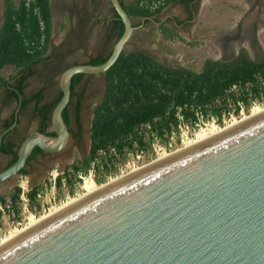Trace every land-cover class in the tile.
<instances>
[{
	"label": "water",
	"instance_id": "obj_1",
	"mask_svg": "<svg viewBox=\"0 0 264 264\" xmlns=\"http://www.w3.org/2000/svg\"><path fill=\"white\" fill-rule=\"evenodd\" d=\"M109 2L123 25L109 56L60 72L53 134H28L0 183L19 173L33 147L65 146L72 76L104 77L128 42L131 17L120 0ZM0 264H264V109L57 209L1 243Z\"/></svg>",
	"mask_w": 264,
	"mask_h": 264
},
{
	"label": "trees",
	"instance_id": "obj_2",
	"mask_svg": "<svg viewBox=\"0 0 264 264\" xmlns=\"http://www.w3.org/2000/svg\"><path fill=\"white\" fill-rule=\"evenodd\" d=\"M172 1L162 0L150 8L151 0H134L123 4V7L129 16L146 17L144 21L147 22V18H154ZM115 16L113 22L119 25L118 38L123 25L116 13ZM158 30L163 39L180 38L172 26H158ZM50 35L49 0H18L17 3L5 0L0 26V86L8 84L16 69L41 60L47 51ZM109 54L91 58L87 63L100 64ZM82 75L77 73L72 76L71 96L75 94V87ZM24 76L22 74L15 80L14 96H18L21 91ZM263 97L264 52L261 57L252 58L244 47H240L230 59L204 58L200 69L195 70L182 65L165 64L144 49L124 47L104 72V94L101 101L93 106L89 155L82 165L76 163L71 167L76 174L87 172L90 160L102 151L103 155L96 166H103L105 173H112V168L107 170L108 163L117 159L125 149H132L134 144L140 151L146 147L144 136L138 131L142 126L150 132L155 131L158 141L166 145L168 134L178 132V114L191 127L198 119L196 112L206 119L214 117L221 124L222 115H228L229 111L238 115L240 105L247 112L253 99L260 101ZM32 99L35 109L40 113V130L43 132L49 119L46 110L52 105L38 108L39 93L34 94ZM63 117L66 120L65 110ZM0 151L13 154V159L6 167L16 159V151L4 143ZM37 151L39 148L36 147L29 157ZM60 178H57V186L61 183ZM95 182H99L98 177H95ZM35 194V189L27 193L31 209L34 207ZM18 198L17 187L10 195L9 205L5 204L3 196H0V203L7 212L18 213Z\"/></svg>",
	"mask_w": 264,
	"mask_h": 264
},
{
	"label": "rangeland",
	"instance_id": "obj_3",
	"mask_svg": "<svg viewBox=\"0 0 264 264\" xmlns=\"http://www.w3.org/2000/svg\"><path fill=\"white\" fill-rule=\"evenodd\" d=\"M17 1L14 0L16 3ZM53 1H56L58 5L52 18L49 45L52 47L56 44L57 47L59 46V50L60 48L63 49V52L55 61L50 60L46 63L35 64L26 80L24 89L27 96L38 92L42 96V104L52 105L48 108L49 113L56 104L60 94L57 84L60 72L72 64L85 63L87 60L97 56H107L111 52L119 30L118 24L103 20L113 14L112 7L110 9L107 0H95L96 4L98 2L95 8L90 4L94 0H52V4ZM4 2L5 0H0V14ZM64 10H72L68 11L70 20L65 19ZM91 11H94L96 15L94 18L90 17ZM263 16L264 0H206L203 7H199V4L196 5L194 18L191 17L192 22H188L189 34L182 38L176 37L173 39H163L157 25L151 20L142 22L141 17L132 16L131 22L134 29L124 47L144 49L165 64L182 65L195 70L200 69L204 58H229L235 54L236 49L240 46H245L252 58H259L264 52ZM60 19H65L66 22L67 20L69 21L68 23L70 24L68 26L71 27L69 32L63 30L61 23L64 20L60 22ZM240 25L241 34L239 35L236 29ZM250 26H255L256 28L253 27L248 31ZM54 62H56V66ZM6 71L8 72L9 70L7 69ZM103 88V76L99 74L84 77L76 86L77 92L81 95V114L85 126L81 139L80 154H83L88 148V124L90 123L91 108L93 103H97L100 100ZM234 90H237V87H234ZM0 96L2 97V94ZM76 100L75 96L72 103L74 104ZM255 104L263 106L264 101L253 99L248 111L245 112L243 110L238 115H234L229 111L228 115H222L221 124H218L214 117H208L207 119L198 117L193 127L188 126L186 129L180 126L178 127V132L174 131L168 134L166 145L158 143L159 141L157 142L159 137H157L155 131L150 132L147 127L142 126L138 131L142 132L146 147L140 151L134 144L132 149H125L122 154L117 156V159L108 163L107 170L112 168V173H105L103 166L97 168L96 165L103 155V152L99 151L98 155L90 160L89 171L79 173L78 175L82 178L77 175L76 182L72 186H64L59 190L56 185L54 191H52L46 183L45 190L42 185L45 183L46 178L41 180L37 190L40 196H36L39 201H34V209L30 208L29 201L24 204L20 198H18L17 202L18 213L14 211L7 212L6 207L1 205L0 238L13 230V228L25 225L27 216L30 213L38 216L68 197L82 193L81 184L85 177L89 176L94 181L95 177H98L99 182L96 183L100 184L111 177L125 174L131 168L144 165L163 154L158 149L159 144L162 147H166V153L175 151V149L181 148V145H184L187 140H191L194 137V132L199 128L207 127L213 123L223 126L232 119L247 115ZM32 106L29 103L22 111L21 127L23 130L20 132L23 135L20 137L19 133L17 145L24 135H28L35 130L37 123L32 112ZM14 109L15 105L12 104L10 108H6V110L4 108L2 112L9 117ZM168 144L170 145L168 146ZM74 146V140H70V144L66 146V150L69 149L71 155L74 152ZM8 159H11L10 155L0 156V170L6 167ZM70 167L69 162L64 163L60 160L57 164L47 168V170H41V173L34 172L31 177L27 174L18 173L0 183V196H3L5 204L9 205L10 195L15 188L18 187L20 190V185L28 188L30 183L38 180V177H50L51 174H56L57 177L64 172L71 173ZM12 213L16 214L14 218Z\"/></svg>",
	"mask_w": 264,
	"mask_h": 264
},
{
	"label": "flooded vegetation",
	"instance_id": "obj_4",
	"mask_svg": "<svg viewBox=\"0 0 264 264\" xmlns=\"http://www.w3.org/2000/svg\"><path fill=\"white\" fill-rule=\"evenodd\" d=\"M107 1L109 3L110 9H111V4H110L109 0H107ZM90 4L93 6V8H95V7H97L96 5H98V2L96 4V1L94 0L93 2H90ZM57 5H58V3L56 1L55 2L53 1V4H52V0H49L50 13H51V24H52L53 14L55 13V9L57 8ZM68 11L70 12L72 10H68ZM68 11L64 10V17H65V19L70 20V13L68 14ZM3 15H4V4L2 5V12L0 14V26H1V23L3 21ZM95 16L96 15L94 14V11L93 12L91 11L90 17L94 18ZM115 18H116L115 12L113 11L112 15L105 17V19H103V20H106V21L111 23V22H113V20ZM65 19H60V22H62L64 20L62 22L63 23V30L64 31L66 30L67 32H69L71 30V27L68 26V24H70V23H68L69 22L68 20L66 22ZM263 20H264V18H263ZM257 22H258V20H257ZM253 27H255V26H250V29L248 31H250ZM256 27H257V25H256ZM236 30H237V32H239V35H240L241 34V25ZM243 35H244V33H243ZM58 47L56 46V44H54L52 47L50 45H48L47 51L41 57V60L31 63L28 67L16 69L13 72L12 77L8 80V82H7L8 84L0 86V95L2 94V97L0 96V98H2L1 101H3L0 105V111H3L6 104L9 103L10 101L15 103L18 99V102L20 103V105H19L20 108H19V111H17L16 120L14 121V111H15L14 110L12 112L13 118L10 121L8 120L9 122H7V124L2 129L4 131L2 142L6 146H8L12 149H14L15 145H17V138L19 137L20 131L23 130V128L21 127L22 111L24 110V108L29 103L33 105L32 106V110H33L32 112H33L34 117L36 118V123H37L34 131H40L41 132V130H40L41 129L40 113L38 112V109H35V101H34V99H32L34 94L27 96V94L25 93V90H24L25 89V83H26V80L28 79V77L30 76L32 68H33V66H35V64H38L40 62L46 63L50 60L55 61V59H57L61 56V54H62L61 52H63L62 51L63 49L60 48V50H59ZM90 60L91 59L87 60L85 63L89 62ZM55 63L56 62H54V65H55ZM22 74H24L25 76H24L23 81H22L21 91L18 93V96H14L12 94V91L15 90V88H14L15 80L17 78L21 77ZM90 75H92V74H83L82 77L79 79L78 83L84 77H87ZM103 81H104V77H103ZM78 83H77V85H78ZM103 94H104V88L102 91L101 98L97 103H99L101 101ZM75 96H76L77 100L73 104L72 101H73V98ZM41 100H42V96L40 95L39 102L36 105L38 108H42V107H45L47 105V104H42ZM97 103L92 104L90 123L88 124V130H89L88 137H90V134H91V121H92V117H93V106L96 105ZM64 110L66 112V120L64 119V117H63V119L67 125V129H68V133H69V137H68L69 142H67L66 146L68 144H70V140L71 141L74 140L75 146H74V152L72 153L73 156L70 154L69 149L66 150V146L65 147L63 146L61 149H59L55 152H45V151L39 149V151H37L32 157H29L30 155L28 156L29 159L28 158L26 159V162L20 171L22 173H19V174H27L31 177V176H33L32 174L34 172H37V173L40 172L41 173V170H43V171L47 170V168H49L53 164H57L60 160L63 161L64 163L69 162L70 165L72 166L73 164H76V163L77 164L79 163V165H82V162H84L87 159V157L89 155L90 148H91V141H90L91 139H89L90 147H88L87 150L84 151L83 154H80V146H81V141H82L81 139H82V134L84 133L85 126H84V122H83V118H82V114H81V95H79V93L77 92L76 87H75V94L72 96L70 95L69 101L66 104V106L64 107L63 111ZM46 111L48 112V110H46ZM63 111H62V115H63ZM49 118H50V113H49ZM43 130H44L43 133L50 134V135L53 134V132L50 129V119H48ZM35 148L36 147H33V149L31 150V153ZM68 159H69V161H68Z\"/></svg>",
	"mask_w": 264,
	"mask_h": 264
},
{
	"label": "crops",
	"instance_id": "obj_5",
	"mask_svg": "<svg viewBox=\"0 0 264 264\" xmlns=\"http://www.w3.org/2000/svg\"><path fill=\"white\" fill-rule=\"evenodd\" d=\"M122 4H129L130 2L134 1V0H120ZM206 0H174L170 3H168L163 9H161L156 16L153 18L157 23H155L158 26H172L176 32V35L180 36L181 38L185 35H188L190 32V28L188 27V22H192V18H194V13L196 12V5L199 4V7H203L204 3ZM132 18V16H130ZM192 17V18H191ZM240 47H244L246 50L247 48L245 46H240ZM238 47L235 51V54L229 58H225V59H230L232 57H234L239 48ZM248 52V50H247ZM218 59V58H217ZM224 59V58H223ZM18 98V97H17ZM2 98H0V105L3 101H1ZM17 101L14 103L12 101H10L9 103L6 104L5 106V110L6 108H10L12 104L15 105V109L17 107ZM20 105V104H19ZM20 108V107H19ZM19 108L17 111H19ZM14 109V110H15ZM13 118V115L10 114V116L8 117L7 115H5L2 111H0V133L3 132V127L7 124V122H9L11 119ZM9 120V121H8ZM23 135V133L21 134L20 132V137ZM25 136V135H24ZM27 136V135H26ZM25 136V137H26ZM23 137L21 139V141L25 138ZM20 139V138H19ZM18 140V139H17ZM20 141V142H21ZM1 144H3V142H1ZM20 144V143H19ZM18 145H15L14 149L17 152L18 149ZM1 146V145H0ZM12 149V148H11ZM10 155L11 159L7 160V164H9L11 162V160L13 159V154L7 151H0V156H4V155ZM15 161V160H14ZM13 161V162H14ZM71 168V173L69 172H64L60 175H58L57 177H55V180L53 181L52 179H49V177H38L36 182H32L30 183L29 191L32 189H35L36 194H35V198L34 201H39L37 197L40 196L39 193H37L40 181L45 179V183H43V188L46 190V183L49 186V189H51L52 191H54V188L56 187L57 183V178L59 176H61L60 180L61 183L59 186H57L59 188V190L64 187V186H72L74 182H76V177L79 173H75L73 168ZM89 171V170H88ZM70 178V181H68ZM28 191V192H29ZM30 202V200H29ZM0 203V210L2 211V207H1ZM13 212V211H12ZM16 214L12 213V217L14 218ZM18 216V215H17ZM16 216V217H17Z\"/></svg>",
	"mask_w": 264,
	"mask_h": 264
},
{
	"label": "bare ground",
	"instance_id": "obj_6",
	"mask_svg": "<svg viewBox=\"0 0 264 264\" xmlns=\"http://www.w3.org/2000/svg\"><path fill=\"white\" fill-rule=\"evenodd\" d=\"M262 109H264V105L263 106H258V105L255 104V106H252V108L250 109V112L247 115H243V116L241 115L242 117H240V118L232 119V120H230L228 123H226L223 126H218V125H216V124L213 123V124H209V126H207V127H201L196 132H194L195 133L194 134V137L191 140H187L186 143L184 145L182 144L181 146L184 147L186 145H189V144H191V143H193V142H195V141H197V140H199L201 138H204V137H206V136H208V135H210V134H212V133H214L216 131H219V130H221V129H223V128H225V127H227V126H229V125H231V124H233V123H235V122H237V121H239V120H241V119H243V118H245V117H247V116H249V115H251V114H253L255 112H258V111H260ZM178 149H180V148H178ZM178 149H175V150H178ZM169 153H171V152H167V153L165 152V153L157 156L152 161H154V160H156V159H158V158H160L162 156H165V155H167ZM152 161H150V162H152ZM141 166H143V165H141ZM141 166L133 167L128 172H130V171H132V170H134V169H136L138 167H141ZM122 175H124V174H120L118 176L111 177L106 182H103V183H100V184L96 183L89 176L88 177H85L84 180L82 181V184H81L82 193H80V194H78L76 196L68 197L66 200H64L61 203H59V204H57V205L49 208L46 212H44V213H42V214H40L38 216L30 213L27 216V219H26L27 221H26L25 225H23V226H21L19 228H15V229L13 228V230H11L10 232H8L5 236H2L0 238V244L3 243L4 241L8 240L12 236L16 235L17 233L21 232L22 230L26 229L27 227L31 226L32 224L36 223L37 221L41 220L42 218L46 217L47 215L51 214L52 212L56 211L57 209H59V208L65 206V205L73 202L74 200H76V199H78V198H80V197H82V196L90 193L91 191H93V190H95V189H97V188H99V187L107 184L108 182H110V181H112V180H114V179H116V178H118V177H120Z\"/></svg>",
	"mask_w": 264,
	"mask_h": 264
},
{
	"label": "built area",
	"instance_id": "obj_7",
	"mask_svg": "<svg viewBox=\"0 0 264 264\" xmlns=\"http://www.w3.org/2000/svg\"><path fill=\"white\" fill-rule=\"evenodd\" d=\"M162 0H151V3L149 4V7L150 8H153V7H155L158 3H160ZM235 86H233V88H234ZM262 100L264 101V97L262 98ZM240 110H239V112L241 113L244 109H243V106L242 105H240V108H239ZM196 115L198 116V117H201V115H199L198 114V112H196ZM178 119H179V123H178V127H180V126H183L184 128H188V125L185 123V122H183L182 121V118H181V116L178 114ZM157 142H158V140H157ZM158 143H160V142H158ZM170 144H168V146H169ZM158 149H160L161 150V152L162 153H165V150H166V147H162L160 144L158 145ZM79 176V178H82L80 175H78ZM55 177H56V174H51V176L49 177V179H52L53 181L55 180ZM20 195H19V198L24 202V204H26V203H28V201H29V198H28V196H27V193H28V188L25 186H23V185H20Z\"/></svg>",
	"mask_w": 264,
	"mask_h": 264
}]
</instances>
